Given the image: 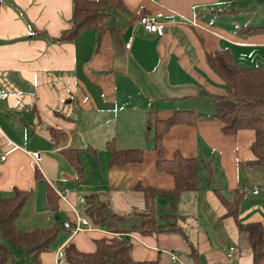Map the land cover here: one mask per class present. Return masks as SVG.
Returning a JSON list of instances; mask_svg holds the SVG:
<instances>
[{"label": "crops", "instance_id": "crops-1", "mask_svg": "<svg viewBox=\"0 0 264 264\" xmlns=\"http://www.w3.org/2000/svg\"><path fill=\"white\" fill-rule=\"evenodd\" d=\"M121 1L124 9L109 10L105 30L85 29L71 41L53 39L72 20V0L0 1V88L9 93L0 99V195L11 196L15 188L30 191L15 221L18 229L59 230L41 254L42 264H57L69 243L89 253L97 240L116 236L93 226V220L106 210L142 208L136 185L174 187L173 176L156 168L148 118L152 112L165 119L182 110L214 115L218 100L232 99V86L213 66L216 50L228 49L238 64L264 67V31L252 30L264 26V17L256 21L253 10L264 1ZM145 14L163 24L161 34L140 25ZM221 128L220 120L202 118L194 125L175 124L164 134L165 159L175 151L197 159L200 188L184 192L176 206L175 222L184 235L128 234L134 260L253 264L239 223L264 225V166L252 164V130L231 135ZM109 142L120 149L141 148V161L112 164ZM68 147L77 149L81 175L62 152ZM203 161L211 163L210 173ZM47 187L67 190L56 210L48 205ZM236 189L243 196L231 214L227 203ZM80 196V213L89 224L72 234L64 223L75 221L71 205L76 207ZM156 204L170 208L163 195ZM231 246L239 248L232 260ZM17 256L23 259L20 251Z\"/></svg>", "mask_w": 264, "mask_h": 264}, {"label": "trees", "instance_id": "trees-1", "mask_svg": "<svg viewBox=\"0 0 264 264\" xmlns=\"http://www.w3.org/2000/svg\"><path fill=\"white\" fill-rule=\"evenodd\" d=\"M72 4L73 16L69 26L53 40L71 41L85 29L103 31L108 27L109 10L124 9L121 0H72ZM252 30L264 31V26L254 27ZM215 55L218 62L213 63L214 69L232 86V99L218 100L214 115L182 110L174 111L165 119H158L156 113L152 112L148 118V125L153 131V150L157 154L156 168L173 176L174 187L162 190L136 185L134 191H138L144 206L122 211L106 210L104 215L94 219L92 224L117 235L109 241L97 240L96 249L89 253L81 252L69 243L62 252L61 259L64 263L146 264L132 258V244L128 234L146 235L161 231H177L184 235L183 229L175 222L179 216L176 213V206L184 192L199 190L200 181L196 158H186L179 151H175L171 159H165L163 156V136L175 124L194 125L198 119L216 118L222 122L221 129L225 134L234 135L239 130H252L254 140L251 151L255 157L252 164L264 166V67L238 64L228 49L216 50ZM53 133L65 135L62 131L55 130ZM107 148L111 152L112 164L139 162L142 159L141 148L120 149L116 148L113 142H109ZM62 152L81 175L83 167L77 149L68 147L62 149ZM210 164L209 161H203L208 173L212 171ZM29 192L15 188L11 196L0 195V264H14L16 251L21 252L24 261L42 264L41 254L50 249V245L59 234L56 226L49 229L35 228L31 231H22L16 227V218L20 215ZM159 195L169 199V210L165 211L157 206L156 197ZM242 196L243 192L236 189L234 200L227 203L231 214H235ZM46 197L50 209L56 210L60 200L57 192L47 187ZM160 219H164L165 223L160 224ZM239 231L242 243L252 253L253 264H264V225L261 222L239 223Z\"/></svg>", "mask_w": 264, "mask_h": 264}, {"label": "built area", "instance_id": "built-area-1", "mask_svg": "<svg viewBox=\"0 0 264 264\" xmlns=\"http://www.w3.org/2000/svg\"><path fill=\"white\" fill-rule=\"evenodd\" d=\"M0 1H3V0H0ZM139 23L146 31L154 32L158 34L162 33L163 24L159 22L154 15L145 14V15L140 16ZM131 41H132V38H129L128 42L125 44L126 48H129L131 46ZM8 94L9 93L5 88H2V87L0 88V99H5L8 96ZM32 156L35 159H37L39 157V153L33 152ZM3 158L4 157H2V159ZM257 191L258 190L255 188L254 193H257ZM56 192L60 196V198L67 200V190H57ZM83 202H84V199L82 196H80L77 201V206L75 207L71 205L72 211L75 213V217H76L75 221L73 223L71 221H66L64 223V228L72 234L82 230L85 225L89 224L87 219L84 216H82L80 213V209H81ZM62 252L63 251L59 252L60 259L62 257ZM238 252H239V248L237 246H231L228 250V259L232 260L235 254H237ZM61 262H62V259L57 264H61Z\"/></svg>", "mask_w": 264, "mask_h": 264}, {"label": "rangeland", "instance_id": "rangeland-1", "mask_svg": "<svg viewBox=\"0 0 264 264\" xmlns=\"http://www.w3.org/2000/svg\"><path fill=\"white\" fill-rule=\"evenodd\" d=\"M255 12H254V15L256 16V21L260 18H263L264 17V2H260V4H256L254 9H253ZM254 17V16H253ZM264 20V19H263ZM259 22V21H258ZM262 24H264V22H260ZM261 25V24H260ZM17 253L18 251H16V255L14 257V264H32L30 261H24L23 259H19L21 258L20 256H17ZM19 259V260H18Z\"/></svg>", "mask_w": 264, "mask_h": 264}]
</instances>
